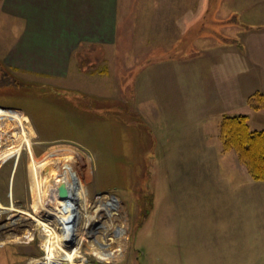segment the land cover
Returning a JSON list of instances; mask_svg holds the SVG:
<instances>
[{
	"label": "rangeland",
	"instance_id": "rangeland-1",
	"mask_svg": "<svg viewBox=\"0 0 264 264\" xmlns=\"http://www.w3.org/2000/svg\"><path fill=\"white\" fill-rule=\"evenodd\" d=\"M11 2L0 0V118L9 117L0 126V155L10 148L13 150L19 147L20 138L17 133L20 134L21 125L25 126L23 129L26 133L31 134V146L24 145L18 153L0 157V201L4 206L12 207L0 214V264H28L43 255L37 216H49L41 211L42 208L38 213L33 207L37 195L32 189V155L42 167L44 177L52 174L61 177L69 165L77 170L83 181L87 207L81 206V230L85 239L74 264H194L174 260L181 251V244L177 245L179 241L172 234L173 224L192 226L199 222L218 223L223 219L221 210L227 206L232 214L229 220L254 219L258 222L261 239L258 262L232 263L264 264V180L253 179L234 151H223L220 140V121L224 114H246L252 129L264 130V0H254V4H249V10L245 11L246 15L251 13V7H259L260 20L243 22L250 24L243 25V36L245 39L247 34L249 44L245 45L242 71L227 74L220 68H208L211 64L195 62L197 84L193 111L197 115H192L195 114L193 112L185 114L180 109L178 117L173 119L168 116L169 121L175 120V123L165 124L164 110L156 106L161 99L155 84L151 102L135 99L138 85L134 82L141 69L140 63L135 60L130 69L131 74H128L133 84L126 86L127 97L133 94L130 96L131 101H127V106L123 105L126 103L124 100L117 101L123 107L117 110L122 111V116L127 115V122L132 125L133 131L123 132L112 128L110 133L104 131L97 135V140L92 143L60 138L55 132L47 131L41 122L36 123L34 116L28 114V111L33 114L36 111L30 92L36 91V88L65 92L78 85L92 93V88H95L97 92L107 94L105 82L109 70L106 58H103L101 64L89 65L88 60L78 57L80 63H76L81 68H70L67 75L59 73L60 78L44 75L37 70L14 67L10 61L5 60L11 55V49L16 44L13 43L18 39L17 34L13 36V27L17 25H14L11 18ZM89 24L85 22V25ZM199 31L195 37L194 56H200L201 60L205 50L212 47L216 40L207 34L199 36ZM118 42L121 47L133 45L131 40L127 42L122 38ZM81 51L82 48H78L75 54ZM128 54L132 55L130 52ZM202 60L209 62L204 58ZM225 60L237 61L230 56ZM181 67L184 69L172 70L173 76L179 79L178 84L190 78L189 83L193 84L194 65L186 62L181 63ZM85 69L89 74L83 78L98 77L97 83L82 85V82L75 81ZM165 78L164 69L162 82ZM201 81L210 84L213 91L208 94L205 89H201ZM45 82L53 85H46ZM217 83L221 86L218 87ZM225 86L233 87L226 91ZM187 87L195 88V85L187 84ZM256 93L262 95L255 98ZM204 94H208V97H202ZM71 99L75 104L77 100L80 101L76 97ZM86 102L89 101L83 100L78 104L85 106ZM98 104L100 107L106 105L108 109L107 104ZM141 106L148 109L150 118L146 121L145 117L140 116ZM100 107L95 111L105 117L106 110L100 111ZM204 107L210 110L208 113L211 115L204 122L203 132L198 133L194 129H198L201 120L197 117L201 116L198 112L203 114ZM157 111L162 113V119H157L159 122L155 121ZM175 112H178V106ZM15 119H20L21 125ZM182 126L187 132H179ZM183 141L185 144V141H190V146L187 144V147H179L178 144ZM59 181H56L54 187L47 186L49 190L54 189L55 199ZM237 190L243 191L244 199L248 202L255 198V203L259 204L255 207L259 206V209L246 208L241 198L236 197ZM111 200L113 203L110 211L104 203ZM59 203L68 204L60 198ZM50 205L53 207L52 202ZM51 207L46 209L50 214L54 209ZM88 215L92 216L90 223L87 221ZM15 218L17 221L14 222ZM119 228L124 230L122 235L118 232ZM106 249L113 250L114 254L108 259L101 258V253Z\"/></svg>",
	"mask_w": 264,
	"mask_h": 264
},
{
	"label": "crops",
	"instance_id": "crops-1",
	"mask_svg": "<svg viewBox=\"0 0 264 264\" xmlns=\"http://www.w3.org/2000/svg\"><path fill=\"white\" fill-rule=\"evenodd\" d=\"M253 1L12 0L11 18L14 25H17L13 27V36L17 34L18 39L13 43L16 44L11 49V55L5 60L10 61V64L17 68L37 70L44 75L60 78L59 73L67 75L70 68H81L77 64L80 63L81 57L88 60L89 65L101 64L104 62L103 58H106L105 63L109 70L106 75L108 80L105 82L107 94L97 92L90 86L94 90L92 93L78 85L65 92L50 88L48 90L36 88V91L30 92L36 111L34 114L28 111V114L34 116L33 120L36 123L41 122L47 131L55 132L60 138L92 143L97 140V135L104 131L110 133L112 128L123 132L133 131L132 125L127 122V115L122 116V111L117 110L123 108L117 101L124 100L126 102L123 103L124 106H127L128 100L131 101L130 96L133 94L130 93L127 97L126 86L133 84V79H128L131 77L128 74L135 60L140 63L141 69L138 79L134 82L138 85L134 98L143 102L150 101L154 96L155 84L159 100L161 99L156 106L164 110L163 114L166 118L164 123L173 124L175 120L169 121L168 116L173 119L178 117L180 109L184 110L185 114L190 115L193 112L195 114L192 115H197L193 111L197 84L195 62L211 64L208 68H220L227 74L231 71H242L245 45L249 44L247 34L245 39L243 36V25L250 24L243 22L260 20L259 7H251V13L245 15V11L249 10V4H254ZM85 22L90 24L85 25ZM197 31L199 36L207 34L214 36L216 40L212 47L205 50L201 60L200 56H194ZM190 35L193 37L192 40ZM119 38L127 42L131 40L133 45L121 47ZM78 48H82V51L75 54ZM234 51L239 53L236 54ZM228 56L237 61L228 62L225 60ZM202 58L209 62H205ZM186 62L194 65L195 88L187 87V84L193 85L189 83L191 78L187 82L178 84V77L173 76L172 70L183 68L181 63ZM203 68L199 67V69ZM164 69L167 78L162 82L161 74ZM83 72L75 77V81L82 82V85L98 82V77L88 76L90 80L83 78L88 73L86 69ZM97 76L101 77V75ZM45 84L53 85L46 82ZM217 86L221 85L217 83ZM200 87L208 94L213 91V87L204 81H201ZM232 87L225 86L224 89L230 91ZM208 94L202 97H208ZM71 97H76L80 101L77 100L75 104ZM69 99H71L70 103ZM83 100L89 102H86L85 106L79 105L78 103ZM98 102L107 104L108 109L105 108L106 105L100 107ZM99 107L102 108L100 111L106 110L105 117L96 113L95 110ZM209 111L204 107L203 114L201 111L198 112L201 116L197 117L201 120L198 129H194L196 132H203L204 122L206 119L209 120L208 117L211 115ZM139 113L146 118H143L145 121L150 118L145 106H141ZM155 116L156 122L162 119L160 117L162 113L158 111ZM182 127L179 132L182 130L187 132V129ZM185 142L187 143L183 141L178 146L187 147L190 141ZM125 147L127 150V140ZM235 193L246 208L259 209V206L255 207L258 204L255 203V198L252 202H248L244 199L243 191L237 190ZM223 209L221 210L223 219L218 223L199 222L192 226L173 224L172 234L179 241L177 245L181 244V251L175 256V261L194 262V264H206L209 261L219 262L217 264H233L254 263L260 260L261 239L258 222L256 223L254 219L229 220L230 216L232 219L229 207Z\"/></svg>",
	"mask_w": 264,
	"mask_h": 264
},
{
	"label": "bare ground",
	"instance_id": "bare-ground-1",
	"mask_svg": "<svg viewBox=\"0 0 264 264\" xmlns=\"http://www.w3.org/2000/svg\"><path fill=\"white\" fill-rule=\"evenodd\" d=\"M6 119H9V117L3 116L0 118V126H2V122H5ZM16 122L21 125L20 119L19 121L16 120ZM21 127L22 129H19L21 130L19 131L20 134L17 133V136L20 138L19 147L13 150L10 148L8 151H5L2 156L16 152L18 153L24 145H29V147L31 146V134L24 131V125H21ZM2 156L0 155V157ZM31 167L32 189L37 195L34 198L33 207L38 213H40V209L42 208L43 210L41 209V211H45L49 217L45 218L42 214L37 216V226L43 243V255L42 258H37L33 261L30 260L31 262L28 264H74L75 258L80 255L81 243L85 239L81 230V224L83 222L81 206L84 205V208L87 207V198L83 181L78 175L77 170L69 165L66 166L68 169H66L61 177H58L55 174L44 177L42 167L33 155ZM58 179H60V181L67 180L73 190V198L71 200H66L68 204H60L59 195L55 193V199L54 189L49 190L50 188L48 189L47 187L48 185L54 187ZM51 202L53 207L50 205ZM112 203V200L104 203L107 210L111 211ZM50 207L54 208L53 211H51V214L50 211L47 212L46 210ZM10 209H12V207L4 206L0 201V214ZM113 213L115 212H112V214ZM18 218L19 217H17V219ZM91 218L92 216H87L88 223L91 222ZM17 219L15 218L14 222L17 221ZM118 232L122 235L124 230L119 228ZM113 254V250L106 249L103 253H101L100 257L108 259Z\"/></svg>",
	"mask_w": 264,
	"mask_h": 264
},
{
	"label": "trees",
	"instance_id": "trees-1",
	"mask_svg": "<svg viewBox=\"0 0 264 264\" xmlns=\"http://www.w3.org/2000/svg\"><path fill=\"white\" fill-rule=\"evenodd\" d=\"M255 95L258 98L262 94ZM220 140L223 151H234L253 179L264 180V130L252 129L246 114H224L220 121Z\"/></svg>",
	"mask_w": 264,
	"mask_h": 264
},
{
	"label": "water",
	"instance_id": "water-1",
	"mask_svg": "<svg viewBox=\"0 0 264 264\" xmlns=\"http://www.w3.org/2000/svg\"><path fill=\"white\" fill-rule=\"evenodd\" d=\"M58 195L62 200H71L73 198V190L67 180L58 182ZM88 264H99L97 262H90Z\"/></svg>",
	"mask_w": 264,
	"mask_h": 264
},
{
	"label": "built area",
	"instance_id": "built-area-1",
	"mask_svg": "<svg viewBox=\"0 0 264 264\" xmlns=\"http://www.w3.org/2000/svg\"><path fill=\"white\" fill-rule=\"evenodd\" d=\"M57 190V189H56Z\"/></svg>",
	"mask_w": 264,
	"mask_h": 264
}]
</instances>
